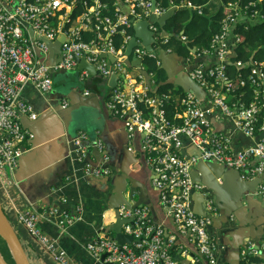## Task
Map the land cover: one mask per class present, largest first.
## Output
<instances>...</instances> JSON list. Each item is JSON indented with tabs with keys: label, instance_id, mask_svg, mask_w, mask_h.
Returning <instances> with one entry per match:
<instances>
[{
	"label": "built area",
	"instance_id": "obj_1",
	"mask_svg": "<svg viewBox=\"0 0 264 264\" xmlns=\"http://www.w3.org/2000/svg\"><path fill=\"white\" fill-rule=\"evenodd\" d=\"M110 2H112L110 14ZM172 4V3H171ZM190 7V4H188ZM82 10L73 16L76 8ZM256 3L240 6L230 3L222 20L220 30L211 38L208 48L200 49L197 56L215 58V63L188 67L183 60V71L204 92L201 98L193 93L176 95L178 111L168 118L163 109V97H151L156 84L154 73H148L144 62L155 60L160 67L156 49H162L169 37L161 36L155 23L172 8L158 0H0V185L7 191L16 183L13 173L18 161L28 148L33 135L23 129L21 119L35 120L37 114L21 96L24 86L31 85L38 92L49 95L54 80L51 73L76 70V59L84 58L102 79L116 75L119 84L109 91L105 102L108 112L122 120L131 146L130 152L138 153L150 172L153 187L159 192L162 206L171 214L179 233L189 234L203 259L202 264H217L216 255L220 248L209 237L207 227L211 219L199 217L193 209V194L206 198V210L213 213L208 192L191 179L192 166L197 161L210 162L239 171L246 178H262L257 195L264 198V61H250L242 71L243 64L234 65L238 72L232 76L228 70L231 53L239 38L232 28L238 23L253 24L263 20ZM201 14V11H198ZM152 33L154 52L143 46L135 47L130 56H125L126 45L133 35L134 23L146 22ZM92 32L89 42L82 35ZM121 37L117 49L115 40ZM186 42V37H180ZM60 45L59 53H52L50 45ZM140 44V42L138 41ZM164 50V49H163ZM195 51V50H194ZM170 50H164L165 54ZM102 56H105L102 58ZM133 56L134 60L131 59ZM109 57L115 61L110 64ZM140 63L133 67L131 61ZM133 69L136 75L125 72ZM122 75V78H121ZM89 78L83 71L78 82L84 84ZM83 96L89 92L82 90ZM63 101L62 108L67 107ZM218 112V114H216ZM219 116L231 120L234 130L246 137L256 139L251 146L240 150L232 148L231 135L216 133L212 118ZM139 137L135 150L133 140ZM86 132H79L73 140L74 159L84 165L85 177L109 176L103 167L92 168L86 163ZM199 152V156L187 159L182 154L183 142ZM101 152L103 144L95 142ZM65 202V201H64ZM66 230L81 220V209L75 214L64 210H52ZM121 219L132 218L122 226V233L133 238L130 244L119 245L114 240L99 236L86 245V250L96 260L106 256L107 264H176L171 256L175 237H164L163 230L148 219V208H119ZM40 215L30 209L18 211V221L58 264H71L68 255L58 246L57 240L44 234L38 225ZM258 255V251L247 245L241 251L243 262Z\"/></svg>",
	"mask_w": 264,
	"mask_h": 264
},
{
	"label": "crops",
	"instance_id": "obj_2",
	"mask_svg": "<svg viewBox=\"0 0 264 264\" xmlns=\"http://www.w3.org/2000/svg\"><path fill=\"white\" fill-rule=\"evenodd\" d=\"M188 4L183 7L196 12V9L192 8L191 4L189 7ZM220 6L221 0H210L205 8L208 14L212 16L219 10ZM197 49L199 51L202 47L198 46L194 50L197 51ZM233 51L234 49L230 56L231 60ZM213 63H215V58L202 56L192 58V62L188 61V67L192 68L196 64L208 66ZM182 64L183 60L180 58L175 65H172V72L175 73L178 83H184L188 80L183 72L184 65ZM82 71L86 70L78 71L77 67L76 72L78 74ZM64 80L66 82L62 85ZM90 82L89 80L88 84ZM170 82L173 81L170 80ZM70 89L80 94L82 91L75 80L68 78L67 74L60 73L54 78L53 90L55 91L52 90L49 95L38 92L31 85H26L22 89L21 96L32 106L37 118H41L46 115V110L49 107H58L59 98H63V95ZM93 94L96 95V93ZM104 104L105 101L101 103V109H99L97 104L91 103L87 108L63 113V117L70 135L76 136L81 131L87 133L89 147H86V163L92 168H106L109 171V176L85 177L84 165L74 159V154L68 153L65 154L66 156L63 155L62 163L59 165L54 163L47 173L42 171L34 178L19 182L14 177L13 180L16 184L7 191L0 185L2 198L8 200L11 205L9 210L14 224H9L12 226L29 263L58 264L55 258L46 253L42 246L30 236L27 229L19 223L18 211L30 209L38 212L40 230L48 237L57 240L58 246L68 255L71 264H105L96 261L86 250V245L99 236H106L105 229L107 230L116 221V213L119 212L117 207L121 203V193L124 190L125 192L128 191L129 188L136 192L132 196V201L137 202L138 207L148 208L149 221L163 230L164 237H175V242L171 247V256L176 264H189L188 261L190 264L202 262L192 238L187 233H179L171 214L162 206L159 193L150 182V173L142 157L138 153L128 150L131 143L124 123L113 117ZM212 121L216 133L231 135L232 148L236 151L251 146L256 141V139L237 133L231 120L216 116L212 118ZM45 123L44 132L47 134H54L63 129V126L53 117L46 120ZM69 133L67 132L68 136ZM95 140H100L103 144V150L99 152L101 156L91 152ZM132 146L135 150L138 149L139 137L133 140ZM59 150L60 147L56 146L46 150V153L50 159H58L60 157ZM182 154L187 159L199 156V152L187 140L183 142ZM49 158L31 160L26 166L25 174L30 175L46 167ZM197 165L198 167L206 166L204 162L198 161L192 166L191 175L198 173ZM205 170L210 175L206 179L209 178L214 182L216 181L213 175L215 172H219L220 179L217 182L224 188L220 199L216 202L217 210L214 211L213 208V217L207 227L209 237L218 244L219 248L221 247L216 255L217 264H241V258H238L235 250V245L241 242L237 239L244 236V229L239 223L245 225L253 222L255 213L259 212V201L252 200L251 204L250 201L247 204L245 199L254 197L260 200L257 191L262 178L249 179L239 171L228 168L222 169L216 164L210 165L209 171L206 168ZM200 179V182L204 183L202 176ZM194 182L198 183L197 181ZM202 187L207 190L204 186ZM200 195L196 192L192 198L193 208L201 214L205 211L203 203L200 201ZM240 197H242L241 200H238ZM1 202L0 208L2 209ZM12 208L14 212H12ZM76 208L81 209V220L63 230L60 220L56 214L52 213V210H64L70 214H75ZM109 236L113 237V234L109 233Z\"/></svg>",
	"mask_w": 264,
	"mask_h": 264
},
{
	"label": "water",
	"instance_id": "obj_3",
	"mask_svg": "<svg viewBox=\"0 0 264 264\" xmlns=\"http://www.w3.org/2000/svg\"><path fill=\"white\" fill-rule=\"evenodd\" d=\"M175 9H170L168 12H166L164 15H162L159 20H157V24L159 25V27L161 28V35L162 36H168L171 37V35L165 31V25L167 23V21L172 17V15L174 14ZM195 11H192V14H194ZM155 21V18L152 17L150 18L147 22H140V23H136L133 26V30H134V37L130 40V42L127 45L125 54L126 56H128L131 52L132 49L134 47H136L138 45V40L140 41V43L145 46V48L148 51H152V47H151V43L153 42V37H152V33L149 31L148 29V25L150 24V22ZM51 47V52L53 53H59L60 51V45L59 43L57 44H52L50 45ZM105 56H102V58H104ZM159 59L161 60V68L164 70V72L167 75V78L172 82L173 85L181 88L183 90V92L187 93H193L195 96H197L198 98H201L203 96V92L201 91V89L195 84L193 83L188 77V80L184 83H178L176 82V76L175 73L172 72V65L176 64L177 60L180 59V57L178 55H176L175 53L173 54H169L166 55L164 54V51L161 50L160 54H159ZM110 62L114 61L113 57H109ZM76 61L78 62V71L85 69L86 71H88L87 73L89 74L90 78H94L97 76L96 70L95 68L88 64L84 58L81 59H76ZM132 66L135 67H139L140 63H132ZM61 74L66 75V72H61ZM142 74L144 75V77L148 80L149 77L146 73L142 72ZM57 73H51V77L54 79L57 77ZM187 76V75H185ZM76 83V80H75ZM117 85V77L116 76H112L109 81H105L102 80V82L100 83V87L103 88L100 96H97L95 94H91V96L88 97H84L82 96V94L80 93H76L73 92L72 89L68 90L64 95L63 98H59V106L55 107V106H51L49 107L46 111V115L41 117V118H37L34 121H29L27 118H22L21 119V125L23 127V129L29 131L32 135H33V139L29 142V148L24 150V154L22 155V157L19 159L18 161V166L14 171V177L16 179L17 182L19 181H23L25 179H31L36 177L37 175L40 174V172H45L47 173L48 170L50 169V167L54 164L57 163V165H59L60 163H62L63 161V155H67L68 153H72L75 150V146L73 143V140L75 139V136L70 135L68 129V126L66 124V121L64 120L63 117V113H67V112H75L80 110L81 108H87L88 105H90L91 103H95L98 105L99 109H101V103L104 102V97H105V93L106 90L112 89L114 87H116ZM55 91V90H53ZM68 93V95H67ZM69 101L68 106L66 108H62V101ZM80 101V102H79ZM79 102V103H78ZM78 103V105H77ZM52 117L57 120L62 126L63 129L58 131L57 133L54 134H47L44 132V126H45V121L52 119ZM67 132L69 133V136L67 134ZM93 144V142H92ZM56 146L60 147V150L58 152V154L60 155V157L58 159H50L46 153V150H50L52 148H55ZM84 146L89 147L88 142L84 144ZM91 148V147H90ZM93 154H98L99 156L100 153L98 152V150L96 149L95 145L93 146L92 151ZM65 155V156H66ZM40 158H49V160L46 162L48 163V165L30 175H26V166L28 164V162H30L31 160H36V159H40ZM87 159V156H86ZM204 164H206L205 167H196L197 169V174H193L191 175V178L193 181H197L199 184H202V186H204L207 189V192L209 194V199L212 202V206L214 208V211L217 210L216 207V202L220 199V195L222 190L224 189L222 186H220V184H218V180L220 179L219 176V172H215L214 173V179L216 182L211 181V179L207 178V176L210 177V175H208V172H206L205 168L209 171L210 170V165H214L211 164L210 162H204ZM217 165V164H216ZM220 166V165H218ZM222 167V166H220ZM222 169H225V167H222ZM201 170V171H200ZM36 175V176H35ZM200 176L203 177V182L205 183H201L200 182ZM198 178V179H197ZM136 192H134V190L132 188H129L128 191L125 192L122 191L121 193V203L119 204V206L117 208H120L121 206L125 207L126 209H134V208H138V205L136 204L137 202H133L132 201V196L135 195ZM254 195V193H252ZM200 201H202L203 203V207H204V211L205 213H199L196 212L194 209V212L197 216L199 217H204L207 216L212 220V212H208L206 210V198L202 195H200ZM242 197L238 198V200H241ZM260 198V197H259ZM247 204H251V201H259V212L255 213V218L253 219V222L247 223L245 225H242L239 223V225L244 229V236L243 237H239L237 240L241 241L239 242L237 245H235V250L236 253L238 255V258H240V252L242 249H245L247 247V245H253L252 248L256 249L258 251V255L256 257L251 258L256 259L255 262L251 263L249 262L248 264H264V198H260V200L255 199L254 197H248L245 199ZM117 210V209H116ZM213 211V212H214ZM0 213L2 215V218L0 217L1 220V226H0V235L4 238V240L6 241L7 245L9 246L13 257L15 259L16 264H30L25 253L24 250L21 247V244L19 242V240L17 239L15 232L12 228V226L9 224V222L7 221V219L5 218L4 214L2 213V209L0 208ZM132 222V218L128 219V220H123L120 217L119 212L117 211L116 213V221L114 224H112L111 226H109L107 228V230L105 229V237L107 239L110 240H114L115 242H117L119 245H125V244H130L133 240V238L129 235L123 234L122 233V226L125 223H131ZM109 233L113 234V237L109 236ZM105 255L102 256L101 258V262L104 263L105 260ZM187 261V260H185ZM241 263L242 260L240 259ZM259 261H261V263H258ZM188 263L190 264V262L188 261ZM0 264H6V262L0 257ZM107 264V263H105ZM197 264H202V262H199Z\"/></svg>",
	"mask_w": 264,
	"mask_h": 264
},
{
	"label": "trees",
	"instance_id": "obj_4",
	"mask_svg": "<svg viewBox=\"0 0 264 264\" xmlns=\"http://www.w3.org/2000/svg\"><path fill=\"white\" fill-rule=\"evenodd\" d=\"M90 3L91 0H86ZM166 7L172 5V9H175L172 17L167 21L165 25V31L173 35L170 37L167 45L163 46L164 50H170L172 53L178 55L181 59L184 58L187 61L192 56H197V51H193L195 48L202 47V49L208 48L211 38L214 34L218 33L222 20L225 18L227 11L226 7L230 3H237L240 6H245L250 3H256L255 9H258L263 16V20L257 21L253 24H246L248 28L245 29L243 23H238L233 26L232 32L239 38V42L235 45L232 54L231 63H228L227 70L234 76L238 72V68L234 65L236 62H241L244 69L250 61H264V0H221V6L217 12L210 16L205 8L210 0H158ZM172 3V4H171ZM191 4L192 8L196 9V12L192 14V10H189L184 5ZM112 2H110V14L112 13ZM201 10L199 14L198 10ZM82 8L78 7L73 13V16H77L81 12ZM130 33H134V30L130 29ZM180 34L187 38L186 42L180 40ZM85 42H89L93 38L92 32H87L82 35ZM122 44L121 37L118 36L115 40V46L118 49ZM147 70L149 73H154L156 77L155 88L151 91V97L160 96L163 97V109L168 118H172L178 111V103L173 101V97L176 95H183V90L176 87L167 78L166 73L160 67L156 66L155 60L145 61ZM195 66V65H194ZM91 80V79H90ZM101 80L94 78L90 84L85 83L84 87L87 88L92 94L100 95L102 88L100 87ZM108 92H106V98ZM0 201H2V212L5 218L10 224H14L11 211L9 210L8 200L2 198L0 188ZM12 212H14L12 208ZM0 257L6 262V264H16L13 254L7 245L4 238L0 235ZM256 259L251 260V263ZM245 264V262L241 263Z\"/></svg>",
	"mask_w": 264,
	"mask_h": 264
},
{
	"label": "clouds",
	"instance_id": "obj_5",
	"mask_svg": "<svg viewBox=\"0 0 264 264\" xmlns=\"http://www.w3.org/2000/svg\"><path fill=\"white\" fill-rule=\"evenodd\" d=\"M171 9H172V8H171ZM168 11H169V10H168ZM168 11H167V12H168ZM158 20H159V18H158ZM153 21H154V20H153ZM153 21H152V22H153ZM146 22H147V21H146ZM136 23H140V22H136ZM136 23H134V24H136ZM150 23H151V22H150ZM155 23L157 24V20H156ZM157 25H158V24H157ZM133 26H134V25H133ZM158 27H159V25H158ZM244 27H245V25H244ZM132 29H133V27H132ZM159 29H160V35H161V28L159 27ZM131 34H132V33H131ZM132 35H133V37H134V33H133ZM170 35H171V34H170ZM161 36H162V35H161ZM182 36H183V35L180 34V37H182ZM133 37H132V38H133ZM165 37H168V36H165ZM171 37H173V35H171ZM183 37H185V36H183ZM132 38H131V39H132ZM169 39H170V37H169ZM180 40H181V39H180ZM138 41H139V40H138ZM138 41H137V42H138ZM186 41H187V38H186ZM139 42H140V41H139ZM127 45H128V44H127ZM127 45H126V48H127ZM139 45L143 46L141 43H140V44L138 43L137 46H139ZM137 46H136V47H137ZM143 47L145 48V46H143ZM151 47H152V46H151ZM126 48H125V51H126ZM134 48H135V47H134ZM134 48H133V49H134ZM133 49H132V51H133ZM146 50H147V49H146ZM161 50H163V48H162ZM163 51H164V50H163ZM149 52H154L153 48H152V51H149ZM124 54H125V53H124ZM131 54H132V52H131L128 56H130ZM164 54H165V53H164ZM169 54H173V53L170 52V53H168V54H166V55H169ZM125 56H126V54H125ZM126 57H127V56H126ZM113 58H114V57H113ZM131 59L134 60L133 56H132ZM157 59H158V57H157ZM133 60L131 61V64L134 63ZM182 60H184V58H182ZM114 61H115V58H114ZM114 61L110 62V60H109L110 64L113 63ZM158 61H159V60H158ZM155 62H156V61H155ZM136 63H137V62H135L134 64H136ZM144 65H145V67H146L145 62H144ZM182 65H183V64H182ZM160 66H161V63H160ZM77 67H78V64H77ZM133 67H135V66H133ZM76 69H77V68H76ZM75 71H76V70H75ZM146 71H147V72H145V71H142V72H144V73H146V74L148 75L149 72H148V70H147V67H146ZM82 72H83V71H82ZM85 72H86V71H85ZM183 72H184V71H183ZM66 73H68V72H66ZM96 73H97V72H96ZM59 74H60V73H59ZM59 74H58V75H59ZM186 75H187V74H186ZM88 76H89V74H88ZM114 76H116V75H114ZM143 76H144V75H143ZM78 77H79V74H78ZM111 77H112V76H111ZM111 77H110V78H111ZM116 77H117V76H116ZM148 77H149V75H148ZM187 77H188V75H187ZM94 78H95V77H94ZM94 78H90V76H89V78L86 80V82H88L90 79L93 80ZM96 78H99V79L101 80V82H102V80H105V81L108 82L109 79H110V78L102 79V78H100V77L98 76V74H97V77H96ZM121 78H122V75H121ZM188 78H189V77H188ZM189 79H190V78H189ZM53 80H54V79H53ZM91 80H90V81H91ZM148 80H149V79H148ZM191 81H192V80H191ZM76 82H77V84L82 88L83 91H84V89H85V90H87V91L89 92V95H91V92H90L87 88L84 87V85H85L86 82H85L84 84H81V83L78 82V78H77ZM192 82H193V81H192ZM193 83H194V82H193ZM118 84H119V81H118V77H117V85H116V87L118 86ZM53 86H54V83H53ZM197 86H198V85H197ZM198 87H199V86H198ZM114 88H115V87H114ZM114 88H112V89H114ZM154 88H155V87H154ZM154 88H153V89H154ZM178 88H179V87H178ZM199 88H200V87H199ZM110 90H111V89L108 88V89L106 90V92H108V94H109V91H110ZM201 91H202V90H201ZM202 92H203V91H202ZM184 93H185V92H184ZM184 93H183V94H184ZM187 93H188V92H187ZM81 94H82V91H81ZM203 94H204V92H203ZM100 95H102V94H100ZM100 95H98V96H100ZM82 96H83V95H82ZM84 97H86V96H84ZM87 97H88V96H87ZM158 97H160V96H158ZM196 97H197V96H196ZM105 98H106V93H105V97H104V101L106 102V99H105ZM63 101H65V100H63ZM63 101H62V103H63ZM66 102H67V104H68V101H66ZM62 103H61V105H62ZM67 106H68V105H67ZM104 106H105V104H104ZM105 108H106V107H105ZM63 109H64V108H63ZM109 113H110V112H109ZM110 114H111V113H110ZM111 115H112V114H111ZM115 118H116V117H115ZM121 121H122V120H121ZM122 122H123V121H122ZM76 136H77V135H76ZM76 136H75V137H76ZM95 142H96V140H95ZM95 142H94V145H95ZM85 143H87V142H85ZM28 148H29V144H28ZM28 148H27V149H28ZM128 148H129V147H128ZM98 152H99V151H98ZM101 152H102V151H101ZM86 156H87V153H86ZM85 158H86V157H85ZM142 159H143V158H142ZM143 162H144V160H143ZM197 162H198V161H197ZM197 162H196V163H197ZM201 162H203V161H201ZM144 164H145V163H144ZM149 173H150V172H149ZM190 175H191V173H190ZM13 178H14V173H13ZM191 179H192V178H191ZM150 180H151V179H150ZM192 181H193V180H192ZM150 182H151V181H150ZM193 182H194V181H193ZM15 183H16V182H15ZM194 183H195V182H194ZM151 184H152V183H151ZM197 184H199V183H197ZM200 185H201V184H200ZM201 186H202V185H201ZM206 191H207V190H206ZM158 193H159V192H158ZM192 200H193V198H192ZM138 208H140V207H138ZM242 250H243V249H242ZM240 254H241V252H240ZM240 258H241V256H240ZM201 260H202V263H203V259H202V257H201ZM241 260H242V259H241ZM251 260H252V259H250L249 262H251ZM249 262H245V264H248ZM242 263H243V261H242Z\"/></svg>",
	"mask_w": 264,
	"mask_h": 264
},
{
	"label": "rangeland",
	"instance_id": "obj_6",
	"mask_svg": "<svg viewBox=\"0 0 264 264\" xmlns=\"http://www.w3.org/2000/svg\"><path fill=\"white\" fill-rule=\"evenodd\" d=\"M160 52H161V49H160V48L156 49V54H157L158 60H159V62L161 63V60L159 59V54H160ZM125 72L128 73L129 75H132V76L136 75V71L133 70V69L125 68ZM62 77H63V79H64V76H62ZM67 77H68V78H71L72 80H77V78H78V72H76L75 70L70 71V72L67 73ZM65 82H66V80H64V81L62 82V85H63V83H65ZM61 87H62V86H61Z\"/></svg>",
	"mask_w": 264,
	"mask_h": 264
},
{
	"label": "bare ground",
	"instance_id": "obj_7",
	"mask_svg": "<svg viewBox=\"0 0 264 264\" xmlns=\"http://www.w3.org/2000/svg\"><path fill=\"white\" fill-rule=\"evenodd\" d=\"M0 217L2 218V215H1V213H0ZM3 219V218H2ZM0 226H1V220H0Z\"/></svg>",
	"mask_w": 264,
	"mask_h": 264
}]
</instances>
